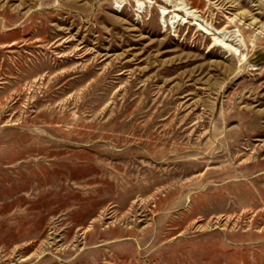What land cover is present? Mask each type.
Returning <instances> with one entry per match:
<instances>
[{"label": "rangeland", "instance_id": "obj_1", "mask_svg": "<svg viewBox=\"0 0 264 264\" xmlns=\"http://www.w3.org/2000/svg\"><path fill=\"white\" fill-rule=\"evenodd\" d=\"M0 264H264V0H0Z\"/></svg>", "mask_w": 264, "mask_h": 264}, {"label": "bare ground", "instance_id": "obj_2", "mask_svg": "<svg viewBox=\"0 0 264 264\" xmlns=\"http://www.w3.org/2000/svg\"><path fill=\"white\" fill-rule=\"evenodd\" d=\"M195 23V22H194ZM202 23H200V26L202 27V28H204L206 31H210V30H208L207 28V26L206 27H203V25H201ZM218 31V30H217ZM220 40V39H219Z\"/></svg>", "mask_w": 264, "mask_h": 264}]
</instances>
